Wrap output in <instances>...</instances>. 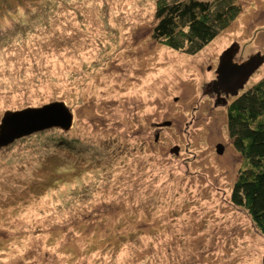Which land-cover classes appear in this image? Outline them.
<instances>
[{
  "label": "rangeland",
  "instance_id": "rangeland-1",
  "mask_svg": "<svg viewBox=\"0 0 264 264\" xmlns=\"http://www.w3.org/2000/svg\"><path fill=\"white\" fill-rule=\"evenodd\" d=\"M161 1L0 0V126L55 102L74 115L0 149V264H263L230 203L234 98L208 86L227 50L264 57V0H237L195 55L154 39Z\"/></svg>",
  "mask_w": 264,
  "mask_h": 264
},
{
  "label": "trees",
  "instance_id": "trees-1",
  "mask_svg": "<svg viewBox=\"0 0 264 264\" xmlns=\"http://www.w3.org/2000/svg\"><path fill=\"white\" fill-rule=\"evenodd\" d=\"M161 2L156 10L154 39L188 55L207 47L224 31L238 9L237 0ZM226 132L241 160L230 203L247 212L264 237V78L229 104Z\"/></svg>",
  "mask_w": 264,
  "mask_h": 264
},
{
  "label": "water",
  "instance_id": "water-1",
  "mask_svg": "<svg viewBox=\"0 0 264 264\" xmlns=\"http://www.w3.org/2000/svg\"><path fill=\"white\" fill-rule=\"evenodd\" d=\"M238 47L227 50L220 58L217 67V80H214L210 93L226 98H235L246 87L250 79L264 63L261 54L247 61H237ZM22 116V117H21ZM19 121L10 122V120ZM0 126V149L12 145L18 140L53 128L69 131L73 127L74 115L63 102H55L42 108H32L26 112L12 114L7 112ZM171 124L167 123V126ZM224 146L218 145L217 153L224 154Z\"/></svg>",
  "mask_w": 264,
  "mask_h": 264
},
{
  "label": "bare ground",
  "instance_id": "bare-ground-1",
  "mask_svg": "<svg viewBox=\"0 0 264 264\" xmlns=\"http://www.w3.org/2000/svg\"><path fill=\"white\" fill-rule=\"evenodd\" d=\"M224 44H225V42H224ZM195 72H196V71H195ZM58 129H60V128H58ZM60 130H62V129H60ZM62 131H64V130H62ZM13 144H14V143H13ZM8 146H10V145H8ZM8 146H7V147H8ZM4 148H6V147H4ZM1 149H3V148H1Z\"/></svg>",
  "mask_w": 264,
  "mask_h": 264
},
{
  "label": "clouds",
  "instance_id": "clouds-1",
  "mask_svg": "<svg viewBox=\"0 0 264 264\" xmlns=\"http://www.w3.org/2000/svg\"><path fill=\"white\" fill-rule=\"evenodd\" d=\"M246 86H247V85H246ZM238 96H239V95H238ZM235 98H236V97H235ZM235 98H234V99H235ZM228 106H229V105H228Z\"/></svg>",
  "mask_w": 264,
  "mask_h": 264
},
{
  "label": "flooded vegetation",
  "instance_id": "flooded-vegetation-1",
  "mask_svg": "<svg viewBox=\"0 0 264 264\" xmlns=\"http://www.w3.org/2000/svg\"><path fill=\"white\" fill-rule=\"evenodd\" d=\"M250 82V81H249ZM249 84V83H248ZM208 91V90H207Z\"/></svg>",
  "mask_w": 264,
  "mask_h": 264
}]
</instances>
